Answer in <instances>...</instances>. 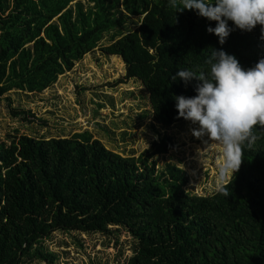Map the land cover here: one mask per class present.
Instances as JSON below:
<instances>
[{"label":"trees","instance_id":"obj_1","mask_svg":"<svg viewBox=\"0 0 264 264\" xmlns=\"http://www.w3.org/2000/svg\"><path fill=\"white\" fill-rule=\"evenodd\" d=\"M131 16L141 17L129 29ZM233 29L222 45L209 33L216 22L196 10L176 12L169 0H0V101L12 116L10 89L39 92L113 30L101 53L118 56L124 79L148 92L153 120L182 122L175 96L196 95L199 81L171 77L181 69L209 71L213 49L234 55L242 68L264 58L261 26ZM151 128H155L153 122ZM16 130V129H15ZM243 146L240 168L224 181L229 195L186 191L187 172L157 167L155 155L174 146L163 134L139 155L107 148L89 130L71 135L7 134L0 140V264H52L43 244L55 230L110 234L136 240L123 264H264V128ZM231 180V182H229Z\"/></svg>","mask_w":264,"mask_h":264},{"label":"rangeland","instance_id":"obj_2","mask_svg":"<svg viewBox=\"0 0 264 264\" xmlns=\"http://www.w3.org/2000/svg\"><path fill=\"white\" fill-rule=\"evenodd\" d=\"M84 2L85 0H81ZM141 17L131 16L127 27L135 29ZM113 30L104 33L97 45L75 61L70 70L60 74L56 82L39 92L10 89L3 95L11 106L28 110V120L12 116L7 101H0V140L7 134L31 136L71 135L89 130L94 138L112 150L137 156L163 134L173 138L174 146L155 155L157 167L171 162L188 174L184 190L198 195L210 194L224 184L220 179L223 149L205 135L197 138L191 121L164 127L149 112L148 92L136 79H124V64L116 55H106L100 46L109 43ZM155 128L150 127V123ZM16 129V130H15ZM207 141V142H206ZM206 142V143H205ZM110 234L84 233L78 230H55L43 240L57 254L52 264H123L135 248L136 240L119 227ZM29 264H47L33 260Z\"/></svg>","mask_w":264,"mask_h":264},{"label":"clouds","instance_id":"obj_3","mask_svg":"<svg viewBox=\"0 0 264 264\" xmlns=\"http://www.w3.org/2000/svg\"><path fill=\"white\" fill-rule=\"evenodd\" d=\"M169 3L176 12L196 10L198 15L215 21V27L208 26L206 30L215 34L221 45L233 30L228 26L229 20L242 31H251L259 24L264 39V0H169ZM205 63L209 65L208 72L181 69L171 77L172 80L179 77L185 84L192 79L199 81L195 96L174 97L175 107L179 118L198 125L191 129L195 137L206 135L222 147L224 159L219 168L223 181L229 173L234 176L239 170L243 146L258 139L253 129L264 128V58L254 67L244 69L234 55L213 49ZM217 191L229 195L225 184L218 185Z\"/></svg>","mask_w":264,"mask_h":264}]
</instances>
